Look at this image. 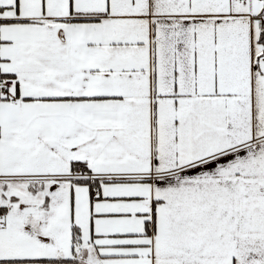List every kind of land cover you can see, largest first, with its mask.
<instances>
[{
	"label": "snow or ice",
	"instance_id": "obj_1",
	"mask_svg": "<svg viewBox=\"0 0 264 264\" xmlns=\"http://www.w3.org/2000/svg\"><path fill=\"white\" fill-rule=\"evenodd\" d=\"M0 264H264V0H0Z\"/></svg>",
	"mask_w": 264,
	"mask_h": 264
}]
</instances>
